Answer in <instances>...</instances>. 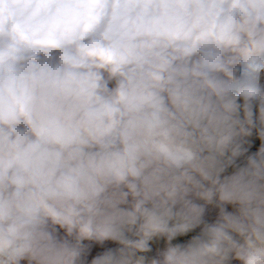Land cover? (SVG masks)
Masks as SVG:
<instances>
[{
  "label": "clouds",
  "instance_id": "1",
  "mask_svg": "<svg viewBox=\"0 0 264 264\" xmlns=\"http://www.w3.org/2000/svg\"><path fill=\"white\" fill-rule=\"evenodd\" d=\"M261 73L264 0H0V264H264Z\"/></svg>",
  "mask_w": 264,
  "mask_h": 264
},
{
  "label": "trees",
  "instance_id": "2",
  "mask_svg": "<svg viewBox=\"0 0 264 264\" xmlns=\"http://www.w3.org/2000/svg\"><path fill=\"white\" fill-rule=\"evenodd\" d=\"M238 103L240 104H243V99L240 98L238 100ZM254 116H258V105H254ZM243 115V113L241 112V116ZM248 143H246L244 145V147H246L248 149V151L241 157H238L236 162H235V165L233 166H229L226 171L222 174V177L224 175H231L235 170H236V167L237 166H245L246 165V162H247V156L249 155H252L254 153H256L260 146H261V140L259 139L258 135H257V130L256 129H253V135L251 137H247L245 138ZM197 203H203L202 201H196ZM226 210L227 211H234V206L232 205H227L226 206ZM218 214H219V209L213 205H209L207 206L206 208V212H205V215H204V220L205 222L207 223H213L215 222V220L217 219L218 217ZM202 227L203 225H200L199 227L195 228L194 230L190 231L189 233L183 235V236H178L176 237L173 241H172V244H177V243H180V244H183V243H187L193 236H196L198 235L201 230H202ZM63 230H60V232H62ZM85 243H90L88 241H85ZM164 246H167V241H166V238H159V239H154L153 241H150V247H151V251L148 252V253H144L143 255H145L149 260L152 259V258H155L156 256V250L161 248V247H164ZM120 245L116 242H112V241H106L104 242L103 246L101 245H97V244H93L90 252H89V255H88V261H89V264H90V261L91 259L102 253L103 251L107 250V249H117L119 248ZM24 262V261H23ZM22 262V264H23ZM234 263V260L231 262V264Z\"/></svg>",
  "mask_w": 264,
  "mask_h": 264
},
{
  "label": "rangeland",
  "instance_id": "3",
  "mask_svg": "<svg viewBox=\"0 0 264 264\" xmlns=\"http://www.w3.org/2000/svg\"><path fill=\"white\" fill-rule=\"evenodd\" d=\"M261 77H262V80L260 79V82H261L262 87H264V73H262V76ZM60 234L63 235L64 234L63 231L60 232ZM166 247L167 246H164V247H161V248L157 249L156 252H155L156 253L155 258H158L160 256V254L166 249ZM23 264H27V262L24 261ZM233 264H241V262L238 261V260H234V263Z\"/></svg>",
  "mask_w": 264,
  "mask_h": 264
},
{
  "label": "crops",
  "instance_id": "4",
  "mask_svg": "<svg viewBox=\"0 0 264 264\" xmlns=\"http://www.w3.org/2000/svg\"><path fill=\"white\" fill-rule=\"evenodd\" d=\"M262 73L260 74V76H259V83H260V85H261V82H260V79L262 80ZM262 86V85H261ZM256 117H258V116H256Z\"/></svg>",
  "mask_w": 264,
  "mask_h": 264
}]
</instances>
